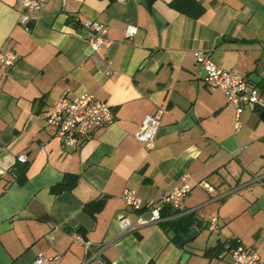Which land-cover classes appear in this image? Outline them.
I'll return each mask as SVG.
<instances>
[{
	"label": "crops",
	"instance_id": "obj_1",
	"mask_svg": "<svg viewBox=\"0 0 264 264\" xmlns=\"http://www.w3.org/2000/svg\"><path fill=\"white\" fill-rule=\"evenodd\" d=\"M195 1L197 15L190 0H45L26 30L20 1L0 0V50L17 54L0 65V264H33L39 252L50 264H230L237 239L264 262V0ZM86 19L112 40L97 58ZM197 49L258 89L262 104L244 105L237 130L234 107L203 81ZM65 92L107 102L112 121L64 145L46 114ZM158 106L166 111L148 149L136 133ZM184 174L196 236L172 240L169 218L136 225L124 189L156 199ZM121 217L132 228L122 231Z\"/></svg>",
	"mask_w": 264,
	"mask_h": 264
},
{
	"label": "built area",
	"instance_id": "obj_2",
	"mask_svg": "<svg viewBox=\"0 0 264 264\" xmlns=\"http://www.w3.org/2000/svg\"><path fill=\"white\" fill-rule=\"evenodd\" d=\"M22 9L18 15V23L26 30H29L35 15L42 8L45 0H19ZM65 2V0H62ZM124 2L126 0H116ZM83 26L87 30V40L95 58L99 57L102 47L111 45L112 40L107 37V27L105 24L86 19ZM136 25L128 24L125 35L132 37L136 33ZM194 57L201 64L204 75L203 81L211 88L220 90L226 97L227 102L234 107L235 121L234 127H240V113L244 105L255 107L262 104L258 89L250 85L246 77L234 69H225L215 63L202 49L194 51ZM17 59V54L9 49L0 50V65L11 67ZM166 111L164 106H158L154 112L144 116L136 133L137 139L148 149L155 146L161 118ZM112 121V110L110 105L96 99L90 92H84L75 98H69L67 93L61 94L46 114V125L53 129L54 135L66 146H74L80 139L90 136L92 131L99 126ZM20 162H26L25 154L18 157ZM189 175L181 176L178 183L170 189L164 191L159 198L144 200L135 191L124 189L121 197L132 210L137 212L136 225L142 226L150 223L161 222L172 216L185 214L183 199L191 189ZM164 206H168L173 214L163 217L161 212ZM171 216V217H170ZM217 217L213 216L209 220V228L216 225ZM119 224L122 231L132 228V223L127 217H121ZM74 239L82 243L89 249V243L79 234H74ZM101 246H98L93 256L99 253ZM230 264H264L256 250L249 248L237 239L230 246ZM54 256H48L39 252L35 255L33 264H50Z\"/></svg>",
	"mask_w": 264,
	"mask_h": 264
},
{
	"label": "trees",
	"instance_id": "obj_3",
	"mask_svg": "<svg viewBox=\"0 0 264 264\" xmlns=\"http://www.w3.org/2000/svg\"><path fill=\"white\" fill-rule=\"evenodd\" d=\"M182 0H175V3H178L180 6V2ZM192 2V4L194 5V14L197 15L198 13H200L202 11V7L195 1V0H190ZM68 184H66L65 182H62L60 184H58L59 189H62L63 187H66ZM162 216H167V215H171L173 214V212L167 208V207H163L162 212H161ZM192 223V216L191 214H181L179 216H177L176 218H169L167 219L164 223H162V226L164 227V229L167 232L171 233V238L172 240L181 243V237H180V233H185L190 225ZM219 246H221L220 244H218L217 246L210 248L208 251H219Z\"/></svg>",
	"mask_w": 264,
	"mask_h": 264
},
{
	"label": "water",
	"instance_id": "obj_4",
	"mask_svg": "<svg viewBox=\"0 0 264 264\" xmlns=\"http://www.w3.org/2000/svg\"><path fill=\"white\" fill-rule=\"evenodd\" d=\"M260 118L262 120H264V110H262L260 112ZM197 232H198L197 227L193 225V226L190 227L189 231L186 234L180 233L181 240L183 242L184 241H189V240L193 239L196 236Z\"/></svg>",
	"mask_w": 264,
	"mask_h": 264
}]
</instances>
